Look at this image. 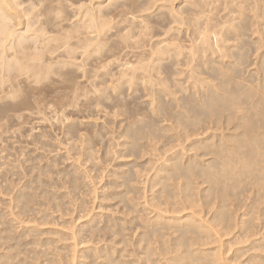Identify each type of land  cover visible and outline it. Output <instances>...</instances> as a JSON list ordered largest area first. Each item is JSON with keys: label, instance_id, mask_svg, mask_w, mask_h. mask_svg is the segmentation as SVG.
<instances>
[{"label": "bare ground", "instance_id": "6f19581e", "mask_svg": "<svg viewBox=\"0 0 264 264\" xmlns=\"http://www.w3.org/2000/svg\"><path fill=\"white\" fill-rule=\"evenodd\" d=\"M116 62L118 72L109 69ZM102 110L122 119L115 143L102 142L105 126L91 131ZM26 111H32L29 117ZM32 113H44L47 121L50 113L62 123L59 146L81 167L116 159L119 147L117 159L130 167L110 184L122 187L113 196L130 209L133 182L145 169L137 161L147 154L157 158L147 160L145 209L154 216L134 222L136 258L126 259L122 230L109 226L124 247L93 249L103 264H264V0H0V138L17 120L20 135L24 116ZM88 125L91 133H85ZM43 139L32 144L53 146ZM13 145L2 148L6 155L0 157L7 158ZM46 171L39 169L34 183L16 191L18 219L29 218L37 190L47 195L41 177ZM68 178L76 186V174ZM6 226L0 230V263L14 264L21 237L36 229L14 236V226ZM89 230L102 231L94 225ZM66 238L73 243L64 253H42L44 262L75 264L84 240ZM31 244L15 264H38L42 242Z\"/></svg>", "mask_w": 264, "mask_h": 264}, {"label": "rangeland", "instance_id": "374dc122", "mask_svg": "<svg viewBox=\"0 0 264 264\" xmlns=\"http://www.w3.org/2000/svg\"><path fill=\"white\" fill-rule=\"evenodd\" d=\"M116 66L117 67H115L114 63H112L111 67L109 66V69L113 68L114 72H116L118 69H120L119 63H117ZM86 67L88 68V65ZM86 67H85V71L87 70ZM89 68H90V66H89ZM83 71L84 70H81V72H83ZM83 74L84 73H82V75ZM79 75H80V73H79ZM82 81L84 83H86L87 78L85 77ZM82 81H81V83H82ZM88 89H90V87ZM90 90H92V89H90ZM106 111L107 110H102L101 114L98 113V117H100V118L102 117L101 119L99 118L100 120H102V121L99 120L100 125L98 124V126H97V124H96V122H98V119L94 120V121H96L95 123L94 122L90 123V125L91 126L93 125V127L96 125V127H94V128L91 127V131H93V130L96 131V129H97V132H98L99 129H101L102 127L105 126L106 129L103 128V130L107 134L106 137L107 136L108 137L106 139H104V141H102L104 143H105V141L108 142L107 140H110L112 142L113 136L115 134L118 135V132L120 131V130H118V129H120V126H118V125L121 124V120H122L119 117H117L118 119H115L116 116L114 118V117H112L114 115H112V116L108 115ZM30 112H32V111H29V113ZM103 112H106L107 115H105V113H104V115H105L104 116ZM24 113H25V115L29 114V113H27V111ZM46 113H48V112H46ZM34 114L33 113H32V115L30 114V116H31L30 118H28L29 117V115H28V117H27L28 119L25 118V116H24L23 119H26V120H22V122H24L23 125H21L22 130H23L22 132L25 134L26 139H25L24 135L21 134L22 133L21 131H20V135H18V133L16 132V130L17 131L19 130V126L17 125L19 123L18 120H17V123H15L18 127H16V125L14 123H12V125L15 126V128H14V126H12L14 128V129L12 128L14 131L10 129L11 133L13 131V134L15 137L13 138V136H12L13 134H11L10 131H8L9 134L6 132L7 135L5 134L4 137H2V134H1L2 139L0 138V140L2 141V144L0 141V144H1L0 145V147H1V149H0L1 154L0 155L1 156L4 153L6 155V152H3V151H5L4 149L7 147V144H9V147H11L14 144V140H15V144H14L15 146L18 143L20 145V142L24 141V143L22 142L20 145V146H22V144H23V147H20L19 145H17L20 147V149H19V147H18V149L20 152V156L22 153L21 157H23L22 158L23 161L21 160V157L18 154V150L15 149V148H17V146L15 147L14 145H13V148H10V149H12L11 151L9 150V147L6 150V151H9L10 154L12 153L11 155H9V153L7 152V155H8V157L6 156L7 158H3V157L1 158L0 157V161L3 159L0 162V167L2 166L0 168V175L2 176V172L5 171L6 177H8V178H6L4 176H3V178L0 177V184H2L4 187H5L4 184L7 185L6 186L7 192L5 191V193L3 190H1L4 187L2 185H0V187L2 186L0 189L1 190L0 191V214H1V216L2 215L4 216L3 217L4 220L6 219V223H7L6 225L9 224L10 226L11 225L14 226V230L12 231V234L13 235L15 234L14 236H19V235L23 234L24 232H26V229H29V228L30 229H34V228L36 229V232H34V233L32 232L30 234L26 233V235L21 237V242L24 245L21 246L22 252L17 257V260L14 261V264L17 263L21 258L27 257V253H26L25 249H30V248L32 249V244H31L32 241L42 242V244H40V246L37 247V252L39 253L38 256L40 258H39V260L34 261V262H36L38 264H49L48 260H46L44 262L46 257L41 258L42 253L48 254L52 258L57 256L58 254H63L65 250H62V248H64L65 246L71 245L73 243L72 240H69L66 238L68 235H74L79 240H84V242L91 240L90 243L85 244L83 242L82 244H80V246L78 247L80 251L77 254L78 258L75 260V264H103L101 258H97V257L93 256V253H94L93 249H95V248L101 249V248H103L104 245H106L107 248L116 247V249L120 250L121 248L124 247V244H118V241L121 239L122 236H124L125 239L127 240V248H126L127 250L125 253L127 255L126 259L130 260V261L135 259L136 257L134 256L133 251L134 250L139 251V250L137 249L136 246L133 245L134 244V222H135V220L138 221V220H142V219H148V218H152L154 216V214L151 213L150 209H148V210L145 209V207L147 208V206H145L146 201H145L144 197L148 196L147 198L149 199L150 192L144 194V189H145V192L148 189V183L146 186V184H144V179L147 177L146 168L148 170V168H150L151 164H152V163L150 165L147 164V160L152 159V161L155 162L157 160V158L151 154H147L144 157L139 158V160L137 161V162H139L140 166L145 168L144 169L145 171L143 170L142 173L140 174L143 177H141L139 182H133V185L135 186V188H134L135 190L129 195V198L132 199V202H130V201L127 202V204H131L134 206V207L132 206L133 209L132 208L130 209V207H127V206L125 207L124 203L120 202L119 198H114V196H113L115 194V192L122 191V187H117L116 184H110L111 181L116 180V176H115L116 174H121V173L125 172L130 167V166L126 165L125 159H120V158L117 159V155H119V153H118L119 149H120L119 147H114L115 149L117 148L116 150H118V152L116 151V153H117V155L115 156L116 159H114V160L111 159L112 161L110 160L109 162H103L100 160H97L95 162L90 161L85 165L83 164L84 167H81L80 163H82V162H79L78 164H76L75 161L73 160L77 156H75L73 159H70V155L68 156V154L64 150L65 145H64V147H62L63 149L60 148V146H59V144L62 142L59 140H61L62 139L61 136H63V133L60 136V134L62 132V128H63V127H61L62 123L54 121L53 119H55V118L51 119L50 113H49L50 121H47L48 117L46 119V117H45L46 115L44 113L40 114L42 116L41 118L39 116H37L36 114L35 115L37 117L34 116ZM47 116H48V114H47ZM106 116H109V117L106 118ZM34 117L39 118V119H43V121L42 120L40 121L39 119L38 120L36 119L34 121L33 120ZM43 117H45V119H46L45 121H44ZM52 117H54V116L52 115ZM109 119H111V120L113 119V123L111 121H109ZM103 120H105V122H106L105 125H104ZM51 121H53L52 125L50 123ZM22 122L20 121L21 124H22ZM107 123H108V126H107ZM109 124L111 125L110 128H109ZM21 126H20V129H21ZM99 126L100 127L102 126V127L100 128ZM113 126H115L114 129H113ZM89 127H90L89 125L87 128L85 126V129H86L85 133H87V130L89 129ZM60 129H61V131H60ZM107 129H110L109 131L112 134L109 132V135H108ZM91 131L89 132V130H88V133H91ZM115 131H116V133H115ZM59 132H60V134H59ZM31 134L33 135L34 139L31 137L32 136ZM43 134H44V136H43L44 139L42 136H40ZM46 134H48L47 137L49 136V138H47V139L45 136ZM17 135L19 138H20V136L23 135L24 138H22L20 141V139L18 137H16ZM35 135H36V137H35ZM56 135L58 137L60 136L61 139H58ZM40 137L43 139V142H45V143H47L46 140L47 141L49 140L48 145H50L49 143L51 141V144H53V146L50 145L51 147L47 146V148H45L43 146V148H42L41 147L42 143L37 142L39 144L36 143V146H37V149H36L35 148L36 146L34 145L36 142L35 139L37 140ZM56 139H57V141H56ZM114 139H116V138L114 137ZM31 140H32V142L29 145ZM119 140L121 142V139H119ZM33 141H35L34 144H32ZM110 141H109V143H110ZM64 142H66L65 137H64ZM117 142H119V141H117ZM104 143H103V145H104ZM113 143H115L114 140H113ZM113 143H111V144L114 146ZM56 144L59 146V148ZM63 144L64 143L62 142V145ZM55 145H56V147H55ZM78 145H80V143ZM38 146L40 149L38 148ZM26 147H27V149H26ZM2 148H3V151H2ZM44 148H45V150H44ZM22 149L24 150V152L21 151ZM115 149H114V152H115ZM14 150L17 152H13ZM23 153H24V155H23ZM16 154H18L17 156L19 157L18 159L16 158L17 160L14 159V155L16 157ZM12 155H13V158H12ZM96 155L100 156V154H98V153L97 154L95 153V156ZM110 158H114L113 154L111 155ZM8 159H11V160H8ZM13 159L16 161V163L12 162L11 164L10 163L6 164L7 162L14 161ZM17 161L19 162V164ZM21 162H23L24 164L21 165ZM159 163H157V164H159ZM2 164H5V165H2ZM13 164L16 165V166H14L15 168H13V166H12ZM20 165L22 166V168ZM95 165H98L99 169L92 170L90 173L85 172L87 170L90 171V169L93 168ZM19 166H20V169L17 168ZM7 167L8 168L11 167V172H9L11 174L8 173V171H10V170L7 171V169H8ZM35 167H37V168H35ZM142 167H141V169H143ZM155 167H152V170H151L152 172L150 171L149 175L153 174V168H155ZM2 168H4V169L2 170ZM46 168L48 170V171H46L47 173L44 172L43 174H41L42 175L41 177L43 178V181H45L44 187H45V191L47 192L46 193L47 195L41 196L42 188H41L40 192H39V190H37L38 192L36 191L37 192L36 195H38V196H36L34 210L29 212V216H28L29 218L26 217V218L18 219L14 213V212H16L17 209H13V208H15V203H13V202H15L14 197H15L16 191H18L20 188H22L29 181L30 182L33 181V183H34V179L36 180V176L37 175L39 176V169L42 170V169H46ZM13 170H14V172H13ZM12 172L14 174L17 172L16 173L17 175L12 174ZM70 174H76V177L78 180L76 186H71V184L69 183L68 175H70ZM2 179H4L6 182H4V180H2ZM33 183L29 184L31 186L28 185L29 186L28 190H31V187H32V189L34 188ZM32 184H33V186H32ZM36 185L37 184H35V186ZM8 186H9V191H8ZM2 191H3V193H2ZM34 194H35V191H34ZM11 198L13 199V201H11L12 200ZM9 201H11V204H12L10 206H9V204H10ZM11 210L13 211V215H14L13 217L14 218L16 217L19 220L18 222H17L16 218H15L16 220L12 218V214H11L12 211ZM16 214H17V212H16ZM1 216H0V230L5 229L4 227H7L4 224L5 221L3 220V218H2V220H3V222H2ZM5 216H6V218H5ZM12 220H13V222H11ZM89 220L93 221L91 225H90V223H88ZM20 221L21 222L24 221L27 223L23 222V225L21 223V227H20V224H18ZM14 224H16V226L17 225H19V226H17L15 228ZM93 225L98 227V228H101L102 231L96 232L94 230H89V228H91V226H93ZM13 226H11V227H13ZM109 226H112V229H114V230H122L121 231L123 233L122 236L120 234L115 235ZM17 228H18V230H16ZM94 239H95V242L98 243L97 245H95V243H93ZM103 239L107 240L106 241L107 243H105V241H101ZM27 242L29 245H26ZM242 246H243V244L239 245V247H242ZM1 249H3V247ZM1 249H0V252L2 251ZM88 249L92 250L91 251L92 255L90 253H88L87 258H83L84 251H88ZM69 254L71 255L72 253L70 252ZM29 260L33 261V259H29Z\"/></svg>", "mask_w": 264, "mask_h": 264}]
</instances>
